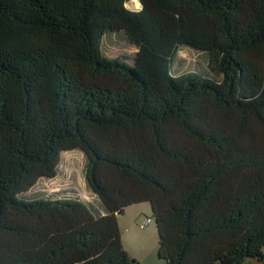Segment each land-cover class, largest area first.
I'll list each match as a JSON object with an SVG mask.
<instances>
[{"label": "trees", "instance_id": "1", "mask_svg": "<svg viewBox=\"0 0 264 264\" xmlns=\"http://www.w3.org/2000/svg\"><path fill=\"white\" fill-rule=\"evenodd\" d=\"M137 1L0 0V264H136L139 203L164 264L264 262V0ZM70 151L98 207L26 197Z\"/></svg>", "mask_w": 264, "mask_h": 264}, {"label": "rangeland", "instance_id": "2", "mask_svg": "<svg viewBox=\"0 0 264 264\" xmlns=\"http://www.w3.org/2000/svg\"><path fill=\"white\" fill-rule=\"evenodd\" d=\"M126 6L130 10H137L135 5V8L129 3ZM119 46H123V43L115 46L112 50L113 56H119L120 53L127 51H134L132 48L125 46L119 48ZM175 60L177 62V73L196 71L192 64L197 63L200 67L204 64L203 57L188 48L178 52ZM175 60L173 61L172 70L176 66ZM84 169L85 157L82 152H64L60 158L56 177L51 180H39L26 197L39 198L41 195H56L59 197L64 195L81 200L92 198L85 184ZM94 205L96 208L98 207L96 199H94ZM117 219L121 231L122 247L131 260H134L136 264H164V261L160 260L157 255L158 235L148 203L134 204L125 208ZM147 219H150L151 223L140 228Z\"/></svg>", "mask_w": 264, "mask_h": 264}, {"label": "built area", "instance_id": "3", "mask_svg": "<svg viewBox=\"0 0 264 264\" xmlns=\"http://www.w3.org/2000/svg\"><path fill=\"white\" fill-rule=\"evenodd\" d=\"M91 197H92V198H85L84 200L94 205V199H95V198H94V196H91ZM92 200H93V201H92ZM150 223H151V220H150V219H147V220H146V221L140 226V228H143V227L147 226V225L150 224Z\"/></svg>", "mask_w": 264, "mask_h": 264}, {"label": "crops", "instance_id": "4", "mask_svg": "<svg viewBox=\"0 0 264 264\" xmlns=\"http://www.w3.org/2000/svg\"><path fill=\"white\" fill-rule=\"evenodd\" d=\"M119 216H117V218H118ZM118 220V219H117ZM118 227H119V225H118ZM120 230V229H119ZM120 233H121V231H120ZM244 264H264V262H260V261H257V260H253V259H249V260H247Z\"/></svg>", "mask_w": 264, "mask_h": 264}, {"label": "bare ground", "instance_id": "5", "mask_svg": "<svg viewBox=\"0 0 264 264\" xmlns=\"http://www.w3.org/2000/svg\"><path fill=\"white\" fill-rule=\"evenodd\" d=\"M129 4L134 7L136 6V9L140 8L139 2L137 0H130ZM135 8V7H134Z\"/></svg>", "mask_w": 264, "mask_h": 264}, {"label": "water", "instance_id": "6", "mask_svg": "<svg viewBox=\"0 0 264 264\" xmlns=\"http://www.w3.org/2000/svg\"><path fill=\"white\" fill-rule=\"evenodd\" d=\"M120 215H121L120 213L117 214V216H120Z\"/></svg>", "mask_w": 264, "mask_h": 264}]
</instances>
